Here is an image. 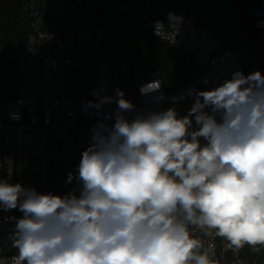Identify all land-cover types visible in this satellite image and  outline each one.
Instances as JSON below:
<instances>
[{"label":"clouds","instance_id":"obj_1","mask_svg":"<svg viewBox=\"0 0 264 264\" xmlns=\"http://www.w3.org/2000/svg\"><path fill=\"white\" fill-rule=\"evenodd\" d=\"M190 95L184 116L172 107L131 120L119 88L89 101L118 107L114 124L93 127L76 191L0 179V211L23 214L12 218L13 264H219L191 227L235 249L264 247V73L236 71Z\"/></svg>","mask_w":264,"mask_h":264},{"label":"built area","instance_id":"obj_2","mask_svg":"<svg viewBox=\"0 0 264 264\" xmlns=\"http://www.w3.org/2000/svg\"><path fill=\"white\" fill-rule=\"evenodd\" d=\"M97 1L22 0L28 42L17 58L16 99L0 102V179L40 193L76 191L77 167L92 143V129L99 122L114 124L118 107L112 102L97 109L88 102L115 96L116 88L134 105L124 113L129 120L137 113L172 107L184 116L195 101L190 93L217 87L236 71H264V0L254 12L260 36L239 51L223 47L213 32L197 28L184 15L169 13L145 24L163 43L191 53L199 66L201 75L171 94L160 79L134 75L107 46L95 15ZM153 81L160 82L159 89L142 94L141 88ZM22 215L18 209L0 211V264H13L17 249L9 238L12 218ZM190 231L219 264H264L262 246L235 249L214 233L194 227Z\"/></svg>","mask_w":264,"mask_h":264},{"label":"trees","instance_id":"obj_3","mask_svg":"<svg viewBox=\"0 0 264 264\" xmlns=\"http://www.w3.org/2000/svg\"><path fill=\"white\" fill-rule=\"evenodd\" d=\"M259 4L260 0H98L95 15L107 46L123 57L132 73L160 79L171 94L196 80L201 75L199 66L191 53L163 43L145 24L169 13L184 15L197 28L213 32L223 47L239 51L260 36L254 15ZM22 11V0H0L2 103L17 96V58L28 42ZM262 50L264 57V43Z\"/></svg>","mask_w":264,"mask_h":264}]
</instances>
